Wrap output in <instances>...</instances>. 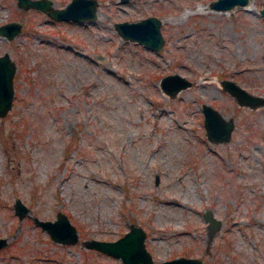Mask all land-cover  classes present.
<instances>
[{"label":"rangeland","instance_id":"374dc122","mask_svg":"<svg viewBox=\"0 0 264 264\" xmlns=\"http://www.w3.org/2000/svg\"><path fill=\"white\" fill-rule=\"evenodd\" d=\"M211 1L97 0L94 18L74 20L0 0V23L21 26L0 33L16 63L0 115V264H122L82 240L116 238L130 222L144 228L153 264L181 254L264 264V102L240 103L221 83L264 97V0L225 10ZM148 14L161 18L157 50L115 27ZM168 72L191 82L171 94L160 85ZM203 102L233 118L227 140L207 137ZM17 196L29 207L22 217ZM207 209L219 218L212 232ZM58 210L75 242L34 220Z\"/></svg>","mask_w":264,"mask_h":264},{"label":"water","instance_id":"95a60500","mask_svg":"<svg viewBox=\"0 0 264 264\" xmlns=\"http://www.w3.org/2000/svg\"><path fill=\"white\" fill-rule=\"evenodd\" d=\"M249 0H212L211 6L217 9H227L234 5H243ZM24 7L29 5L42 9L47 8L51 16L74 20H90L96 16L97 0H69L64 6L52 7L51 0H17ZM260 12L264 15V5ZM161 18L155 14H148L138 19L116 20L115 27L125 38L137 40L147 47L157 50L162 46L163 34L160 28ZM20 22L9 20L0 23V33L8 38L20 30ZM16 63L8 51L0 52V115L10 108L13 100V74ZM191 80L178 73L168 72L160 78L163 90L174 94L179 88L190 84ZM222 85L229 90L238 102L257 105L264 102V97L249 92L246 88L231 78H222ZM201 109L204 114L203 124L206 135L211 140H227L233 128V118H226L209 102H203ZM158 181V176L155 177ZM13 207L19 217L25 215L29 209L20 197H15ZM204 218L208 220V226L212 232L219 224V218L213 215L210 209L205 210ZM37 224L45 228L51 238L61 242H75L78 239V231L66 212L58 210L54 218H39L34 216ZM145 230L140 224L130 222L129 228L116 238L106 239L90 237L83 239L87 247H94L116 256H120L122 264H153L150 251L145 245ZM6 236H0V248L7 244ZM163 264H203L197 256L176 255L163 260Z\"/></svg>","mask_w":264,"mask_h":264},{"label":"bare ground","instance_id":"6f19581e","mask_svg":"<svg viewBox=\"0 0 264 264\" xmlns=\"http://www.w3.org/2000/svg\"><path fill=\"white\" fill-rule=\"evenodd\" d=\"M249 2V4L248 5H250V1H248ZM247 5V6H248ZM222 10H225V9H222ZM229 10V9H228ZM99 14H100V12H99ZM99 14H98V16H99ZM39 34V33H38ZM97 34V33H96ZM41 35V34H40ZM91 36V35H90ZM98 37H100V36H98ZM43 38V37H42ZM105 38V37H104ZM123 39V38H122ZM43 40V39H42ZM44 42V41H43ZM118 75V74H117ZM208 77V76H207ZM123 78V77H122ZM124 80V79H123ZM127 80V79H126ZM211 81V80H210ZM205 85V84H204ZM163 114V113H162ZM124 117V116H123ZM123 119V118H122ZM122 121V120H121ZM165 198V197H164ZM166 199V198H165ZM186 200V199H185ZM189 200V199H188ZM191 200V199H190ZM169 204H174V205H181L182 204V200L180 199V197H178V196H172V198H170V199H168V201H167ZM186 202V201H185ZM183 205V204H182ZM172 207H174V206H172ZM176 207V206H175ZM174 207V208H175ZM178 209V208H177ZM234 221V220H233ZM245 264H247V263H245Z\"/></svg>","mask_w":264,"mask_h":264}]
</instances>
